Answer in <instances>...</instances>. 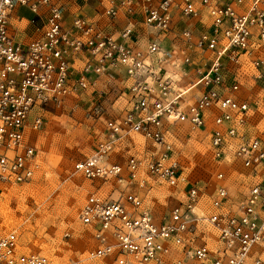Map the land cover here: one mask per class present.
<instances>
[{
	"label": "built area",
	"instance_id": "2783aa9c",
	"mask_svg": "<svg viewBox=\"0 0 264 264\" xmlns=\"http://www.w3.org/2000/svg\"><path fill=\"white\" fill-rule=\"evenodd\" d=\"M95 1L96 18H67L62 0H0V183L33 179L38 151L26 134L44 124V114L95 91L93 114L102 117L105 89L122 74L119 111L104 119L93 151L73 163L84 177L125 188L117 197L85 195L78 219L90 231L87 257L98 264H264V0ZM18 7L29 16L17 15ZM12 16L38 34L21 40ZM192 19L205 28L196 32ZM255 87L261 102L246 92ZM183 123L211 159L247 170L242 191L231 193L221 169L204 185L185 171L172 146ZM131 133L159 151L127 148L118 157ZM159 183L181 190L157 214L145 201ZM20 245L14 229L0 232V264L50 263Z\"/></svg>",
	"mask_w": 264,
	"mask_h": 264
},
{
	"label": "rangeland",
	"instance_id": "374dc122",
	"mask_svg": "<svg viewBox=\"0 0 264 264\" xmlns=\"http://www.w3.org/2000/svg\"><path fill=\"white\" fill-rule=\"evenodd\" d=\"M27 28L23 30L25 33ZM31 31V37L38 34L34 29ZM105 91L102 117L93 114L99 97L95 91H88L44 114V124L37 129H28L26 134L38 151L39 168L33 179L22 184L0 183V232L14 229L21 250L44 254L49 264H98L87 257L90 231L78 219L80 205L87 192L92 190L112 197L125 191L122 183L89 179L73 171L74 161L89 155L102 139L104 119L119 111L116 91L109 87ZM246 92L261 102V89L248 88ZM261 116L260 128L264 127V106ZM172 140L185 171L192 172L200 185L208 184L214 179V173L221 169L232 194L244 189L247 170L236 160L218 163L211 159L200 135L187 124H180L177 136ZM127 148L140 152L148 148L159 151L160 147L131 133L128 143L119 146L115 155H126ZM129 188L135 189V186ZM180 190L159 183L147 194L145 202L155 213H162L180 196Z\"/></svg>",
	"mask_w": 264,
	"mask_h": 264
},
{
	"label": "crops",
	"instance_id": "0c3cea01",
	"mask_svg": "<svg viewBox=\"0 0 264 264\" xmlns=\"http://www.w3.org/2000/svg\"><path fill=\"white\" fill-rule=\"evenodd\" d=\"M62 2L66 5V17L68 18L71 14H85L87 16H90L92 18H96L99 8L100 6L98 5L97 1L95 0H62ZM20 13H26V16H29V13L27 12V10H25L23 7H18L17 9V15H20ZM178 18H180V16H177ZM108 19H105L103 22H106ZM183 20V19H182ZM115 22H119L118 19L114 20ZM11 23L12 26L16 29H18V36L21 40L26 41L29 38H31L30 33H32V29L33 27H29L27 28V31L25 33V31H23L21 28L23 27V22L21 20L16 19L15 16L11 17ZM184 24V21H180L179 22V26H181V24ZM189 24L191 25V27L193 29H195V31H199L203 28H205L203 26V24H201L198 19H192ZM37 32V31H36ZM35 36V35H34ZM33 37V36H32ZM163 44L168 47L169 46V42L168 41H164ZM195 61L199 62V60H201L200 58V53H198L197 51L192 52ZM210 53H208L209 55ZM83 59H78L75 64L76 65H80L82 63ZM195 76V74L193 72H191L188 76V78H185V81L193 79ZM106 76H102L101 79L106 80ZM123 76L122 74L119 75V77H117L114 81L110 80L108 83V87L110 89H112V91H116V95H115V102L119 101L120 98H116L117 94L120 92V85L121 82L118 79H122ZM115 84V85H113ZM111 85H113V88L111 87ZM98 86L101 87L102 84H100V82L98 83ZM112 98V97H110ZM114 100V99H113ZM120 107V106H119ZM117 112V111H116Z\"/></svg>",
	"mask_w": 264,
	"mask_h": 264
}]
</instances>
